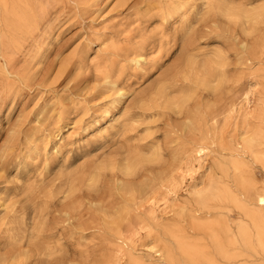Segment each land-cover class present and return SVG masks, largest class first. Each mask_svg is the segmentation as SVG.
I'll return each mask as SVG.
<instances>
[{
  "label": "rangeland",
  "instance_id": "1",
  "mask_svg": "<svg viewBox=\"0 0 264 264\" xmlns=\"http://www.w3.org/2000/svg\"><path fill=\"white\" fill-rule=\"evenodd\" d=\"M28 1L33 7L37 28L18 34L5 26L0 46L1 54L13 55L9 67L13 76L8 77V82H14L8 94L7 78L0 74V221L5 224L0 226V238H3L0 239V260L6 255L8 264H37L35 248L59 245L62 264H102L105 259L128 264L129 255L145 264H156L155 251L166 244L160 239L162 227H119L122 239L118 240L111 232L112 235L102 231V227H64L63 224L62 208L70 201L80 206L75 215H82L84 220L93 216L99 221L108 216L124 219L127 196L116 188V182L122 178L118 169L127 159L138 165L135 176L129 178L132 186L160 176L168 167L173 171L174 180L170 185L155 182L147 195H136L134 202L140 207L137 213L142 217H156L159 222H181L180 228L188 241L205 245L211 253L205 235L190 225L191 214L200 219L203 214L193 212V203L188 211L183 212L179 207L189 201L194 189L203 188L212 178H220L215 166L216 154L206 150L199 158L190 153L183 164L171 154L185 133L183 127L188 117L200 116L207 122L213 114L221 113L214 129L216 141L238 148L237 144L264 127L260 116L261 104H264V55L250 69H242L235 56L238 41L242 39L237 34L239 30L228 34L222 16L205 14L199 6L189 20L195 29L193 39L205 52V58L224 49L222 52L230 65L227 84L210 92L201 85L182 81L177 73L186 71H174V68L182 70L186 57L180 54L177 40L157 69L122 73L119 87L126 95L119 101L113 92L105 90L101 73L89 64L90 59L99 60L104 56L105 60L110 56L111 49L104 51L106 56L97 52L104 41L105 48L114 44L117 53L120 50L119 58L123 59L127 50L135 49L145 40L156 44L160 32L172 37V21L161 25L155 17L170 0H127L123 4L121 0ZM7 3L11 7L13 0ZM13 37L17 39L14 51L9 46ZM247 40L250 42V38ZM81 52L86 57L77 69ZM202 58L195 59L198 65ZM2 64L0 58V71ZM14 74L21 79H16ZM167 75L177 86L170 97L178 100L181 94L188 96L184 106L164 115L136 117L133 127L121 130L122 110L133 106L142 93L148 95ZM113 118L119 123L109 129ZM104 129L108 133L100 137ZM64 138L67 139L56 151L57 140ZM157 153L160 158L156 157ZM239 156L242 174L252 184L248 194L264 193V166L247 151L240 152ZM100 165L105 169L92 185L87 187L86 183L74 181L73 196L63 200L59 191L68 173H74L75 177L85 171L93 174ZM44 201L46 207H43ZM132 216L133 213L129 215ZM218 218L230 226L233 234L234 253L238 256L235 264H264L256 231L249 227L248 243L241 237L239 225L246 222L243 212L230 207L222 215L213 218L208 215L203 220ZM10 236L15 240L11 242ZM212 257L219 264H226L214 254Z\"/></svg>",
  "mask_w": 264,
  "mask_h": 264
},
{
  "label": "bare ground",
  "instance_id": "2",
  "mask_svg": "<svg viewBox=\"0 0 264 264\" xmlns=\"http://www.w3.org/2000/svg\"><path fill=\"white\" fill-rule=\"evenodd\" d=\"M126 1L121 0L120 3L123 4ZM7 4V0H0V46L3 45L4 37L2 30L5 29V26L8 27L10 32L16 31L15 33L18 34L26 29L32 30L37 28L33 7L28 0H13L11 7H7ZM199 6H202V11L205 14L215 13L222 16L226 23V32L228 34L231 31L232 33H236V30H239L237 34H241L242 39L238 41L239 47L235 56L237 64L242 66V69H250L254 63L261 60L259 57L264 55V0H176V2L170 0L166 7L159 9L155 17L160 19L161 25L172 21V37H168L164 32H160L158 33L159 36L157 37L156 44L152 40H145L135 49L127 50L123 59L119 58L121 57L119 54L120 50L117 53L118 48L114 44H110L107 48H105L106 41L99 44L97 52L101 51L106 56L107 53L104 51L108 49L113 51L110 56L107 55L105 60L104 56H102L99 60L96 57L95 59L91 58L89 61V64L95 65L96 71L101 73L104 86L106 87L105 90L107 92H113L119 101L124 100L126 93L119 87V79L122 73L127 70L144 72L157 69L162 59L168 56L177 40H179L180 44V54L186 57L182 70H180V67L174 68V71H183V69L186 71L185 73L178 72V77L182 81L201 85L205 87V90L210 92L222 89L229 81L228 67L230 66L227 63L228 58L222 52L224 49L222 51L216 50L217 52L212 57L205 58V52L197 46L198 44H195L196 42L193 39L195 29L189 20L191 15L198 11ZM248 38H250V42H248ZM10 40L9 46L14 51L17 39L13 37ZM161 52L163 55L159 56ZM150 53L152 56H150ZM12 56V53L1 54L0 52V58L3 60L0 74L7 78L5 91L8 94L14 86V82H8V77L13 76L12 72L9 71ZM200 56L204 58L201 59V63L198 65L195 59L200 58ZM85 57V53L82 52L80 56L78 55L77 69L81 68ZM190 59L194 61L191 63ZM209 72H213L214 75H209ZM14 76L18 80L21 79L16 74ZM212 83L214 84L210 85ZM176 88L177 86L170 82L167 75L163 81L161 80V83L155 84L148 95H143L144 93H142L138 96H141L140 98L136 97L138 99L135 100L133 106L125 107L122 110L124 124L121 125L120 129L123 130L127 126L133 127L137 122L135 121L136 117H142L147 114L152 117L158 114L164 115L166 111L177 110L183 107L188 100L186 94H181V98L178 100H173L170 97L172 89ZM261 106L260 116L264 122V104H261ZM63 114L64 112L61 111L60 116ZM220 115L221 113L213 114L207 122L200 116L188 117L186 119V125L183 127L185 133L179 139V146L171 154L174 160L179 159L182 164L190 153H194L199 158L206 150H210L216 154L215 166L221 175L220 178H212L203 188L194 189L189 196V201L179 207L183 212L188 211L190 206H192L191 203H193V207H195L193 212L203 214V218L201 219L199 216L191 214L190 225L191 227H196L198 231L205 235L209 243V250L212 254L208 253L205 245H195L188 241L185 231L180 228L182 227L181 222L176 220L166 223L159 222L156 220V217H142L137 213L140 207L134 202L137 198L136 195H147L148 192L153 190L155 182H158L160 185L164 183L170 185L174 178L172 176V169L168 167L160 176L153 177V179L147 180L138 186H132L129 178L135 176V169L138 165L131 162L130 159H127V163L118 169L122 178L116 182V188L124 191L127 196L123 206V213L126 214L124 219L118 216L115 220L114 217L108 216L103 218L102 221H99L96 216H93L88 220H84L82 215H75V212L79 210L80 206L70 201L68 203L69 206L64 205L62 208L64 209V227H102V231L111 232L118 240L122 239V232L119 227H162L160 230V239L164 240V243L166 241V244L155 251L158 257L156 264H219L212 257L213 254L225 261L226 264H235L238 256L234 253L235 243L230 226L219 218L209 221L203 220L207 219L208 215L212 216V218L214 216L217 217L222 215L223 210L235 207L243 212L244 218L246 219L244 224L239 225V227H242L240 229L241 237L248 243L250 240L249 227H252L256 231L257 246L264 253V203H262L264 201V193L248 194L252 188V184L243 176V165L239 159L240 152L247 151L257 162L264 166V127L243 140L242 143L237 144V146L240 145V148L234 145L225 146L216 141V134L214 133ZM110 122L109 129H113L112 126H115V124L118 125L119 123L116 118H113ZM263 122L262 124L264 126ZM107 133L108 130H101L100 137ZM66 139H58V144L54 145V149L57 151ZM156 157L160 158V153H157ZM104 169L105 166L100 165L95 168V173L91 174L85 171L76 177L74 173H68L59 194L63 196V200H70L75 190L74 181L79 180L82 184L86 183L88 187L89 184L92 185L96 181V178H98L100 172ZM168 192H170V189ZM45 204H47L46 201H44L43 207L47 206ZM131 213H133V216L130 218L129 215ZM3 224L4 222L0 221V226ZM66 230L67 228L63 231ZM71 234L69 235L70 237ZM9 238L11 242L15 240V237L10 236ZM61 252L62 249L59 245L48 248L37 247L35 248V257L37 256L36 258L38 260L37 264H62L61 260L63 261V259L60 255L58 256ZM175 254L178 256H175ZM246 259L245 257L244 260ZM7 260V256H3L0 264H8ZM102 264H118V262L114 261L111 263L109 259H105ZM128 264L145 263L129 255Z\"/></svg>",
  "mask_w": 264,
  "mask_h": 264
},
{
  "label": "snow or ice",
  "instance_id": "3",
  "mask_svg": "<svg viewBox=\"0 0 264 264\" xmlns=\"http://www.w3.org/2000/svg\"><path fill=\"white\" fill-rule=\"evenodd\" d=\"M262 203H264V201H262Z\"/></svg>",
  "mask_w": 264,
  "mask_h": 264
}]
</instances>
